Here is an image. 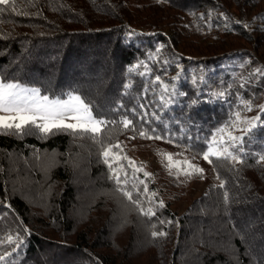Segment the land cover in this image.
I'll return each instance as SVG.
<instances>
[{
  "label": "trees",
  "instance_id": "16d2710c",
  "mask_svg": "<svg viewBox=\"0 0 264 264\" xmlns=\"http://www.w3.org/2000/svg\"><path fill=\"white\" fill-rule=\"evenodd\" d=\"M0 8V78L49 99L80 95L95 115L115 120L100 139L120 144L118 157H109L113 168L124 166V187L154 213L142 214L117 190L89 135L0 129L5 264H264V127L230 149L242 163L212 158L214 177L182 213L171 209L181 183L165 162L146 177L133 173L141 163L132 153L136 144L160 159L175 153L197 164L205 140L234 112L264 121V0H9ZM231 56L241 68L221 75ZM157 76L175 84L166 109ZM145 111L149 124L139 119ZM125 115L163 139L124 129Z\"/></svg>",
  "mask_w": 264,
  "mask_h": 264
},
{
  "label": "snow or ice",
  "instance_id": "6c2138e0",
  "mask_svg": "<svg viewBox=\"0 0 264 264\" xmlns=\"http://www.w3.org/2000/svg\"><path fill=\"white\" fill-rule=\"evenodd\" d=\"M9 0H0V5L7 6ZM6 8H0V12L5 11ZM13 10L14 7H13ZM19 14V13H17ZM249 27L248 25H244ZM260 71V70H258ZM264 75V72H261ZM173 81L179 79V76L172 78ZM155 82L161 86V93L159 96V104L163 108H168L173 102V96L176 94L175 84L169 85L164 83L159 76L155 77ZM223 95V92L220 93ZM196 103V101H193ZM243 108L247 111H252V107L247 102L242 101ZM143 108V105H141ZM133 115L136 114L135 109L130 110ZM260 112L264 113V106L260 108ZM0 113H6L7 115L0 116V129L5 130V134H21L27 135L32 134V130L36 129L40 133L55 135L57 132L68 131L70 134L89 135L94 141L101 145L100 155L104 158V163L108 166L111 173V178L117 185V190L121 191L122 195L126 197L130 202L134 203L141 213L144 215H154L151 209L144 210L140 208L139 200H133L132 191H128L124 186L128 184V173L126 170L123 171L124 178L121 179L120 171L113 168V163L110 161L109 156L112 154V149L120 148V144L105 145L103 139H100L102 133L109 124H115L116 121H108L106 117H102L94 114L93 107L80 95H74L72 93L67 94V99L53 98L49 99L47 95H41L40 90L37 88H26L20 83L0 78ZM149 115L148 112H143L139 119L144 124H149L151 121L146 119ZM152 117L159 120L157 113L153 112ZM121 125L124 129L130 130L133 133L139 134L144 139H163L160 135H155L156 129L150 128L143 130L137 128L132 119L128 116H124L120 120ZM245 124L247 127H239V125ZM264 127V121L261 120L260 115L252 119H242L240 111L233 113V119L219 127L216 132L211 136V139H206L205 143L207 149L201 153V158L209 164L213 163V157L215 159H231L238 163H242L230 149L236 148L238 144H242L244 135L251 132L253 128ZM239 131L243 135L237 136L233 133ZM151 133V134H150ZM135 135L129 137V139H135ZM169 161H172L171 154H165ZM39 159V156H37ZM127 159V157H124ZM259 162H264V156L259 157ZM187 168L191 171H184L185 176H191L193 173L200 174L203 176V169L192 165L190 162L185 161ZM179 166V162H176ZM129 167H134V162H128ZM120 169L123 170L124 166L121 165ZM140 171L139 168L135 169ZM146 177L148 173L144 174ZM138 179V177H134ZM219 179V176H217ZM143 183V181H141ZM223 187V181L221 182ZM134 190L139 194V189L133 185ZM147 186L145 185V192ZM154 195V194H153ZM227 193H225V200H227ZM160 207H163V202H160ZM153 236H164L163 232L152 234ZM18 237L13 238L12 236L7 237V243L16 244L18 248L20 246L17 241ZM15 251V248L13 249ZM10 252H5L0 255V264H5L7 257L10 256Z\"/></svg>",
  "mask_w": 264,
  "mask_h": 264
},
{
  "label": "rangeland",
  "instance_id": "374dc122",
  "mask_svg": "<svg viewBox=\"0 0 264 264\" xmlns=\"http://www.w3.org/2000/svg\"><path fill=\"white\" fill-rule=\"evenodd\" d=\"M242 64L243 62L238 61L236 59V56H231L221 64V67L219 69L220 74L222 75L227 73L234 75L236 72V68H241ZM24 87L31 89V87L28 86ZM4 115L7 114L0 113V116ZM214 132H216V130ZM209 139H211V137ZM112 152H115L114 149H112ZM132 153H134V157L136 158V160L141 163V167L138 166L137 168L141 169L145 173H148L149 175L153 173L157 168H159L163 161L165 162V173L173 175L177 178V181L181 183L180 193L182 194V197L178 200H175L171 208L178 213H182L192 200L205 193L208 183L214 177V174L209 168V163L204 161L202 158L196 164V162H194L190 158L182 157L176 155L175 153H169L172 155V161H169L166 157L160 159V157H157L155 154L147 150L137 148L136 144L132 146ZM110 156L112 157L111 159L118 157L115 156L114 153L110 154ZM185 161L190 162L196 167L202 168L203 176L201 177L200 174L196 173H193L191 176H185L183 174L184 171H191L187 168V164L185 163ZM176 162H179V166H177ZM115 169L121 170L119 165L116 166ZM137 172L138 171H134L133 173ZM120 175L121 177L124 176L122 170L120 171Z\"/></svg>",
  "mask_w": 264,
  "mask_h": 264
}]
</instances>
